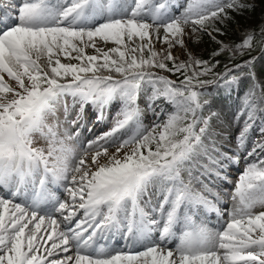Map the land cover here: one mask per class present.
<instances>
[{
    "label": "snow or ice",
    "instance_id": "snow-or-ice-1",
    "mask_svg": "<svg viewBox=\"0 0 264 264\" xmlns=\"http://www.w3.org/2000/svg\"><path fill=\"white\" fill-rule=\"evenodd\" d=\"M251 7L0 5V264H264V90L257 93L252 55L264 53V21L240 42L217 39ZM204 35L216 43L207 59L186 43ZM177 46L184 59L173 55ZM241 77L251 86L230 139L214 124L213 98ZM112 105L106 130L83 139L86 106L105 122ZM241 162L231 181L228 168Z\"/></svg>",
    "mask_w": 264,
    "mask_h": 264
},
{
    "label": "rangeland",
    "instance_id": "rangeland-1",
    "mask_svg": "<svg viewBox=\"0 0 264 264\" xmlns=\"http://www.w3.org/2000/svg\"><path fill=\"white\" fill-rule=\"evenodd\" d=\"M185 2L186 0L183 1V4ZM248 3L252 5L253 7L252 11L248 10L247 12L242 13V14L234 13L232 21H230L227 25V29H228L227 32L224 35H217V39L223 40L226 43L227 42H233V43L240 42L245 29L257 28L258 26L261 25L262 21H264V0H248ZM202 38L204 37L202 36ZM207 38L206 40L208 41V43L205 47L208 50V53H204L202 51L201 46L204 43L201 44L200 41H188L186 38V43L188 44V47L191 49V51L199 55L200 57L205 56V55L209 56L215 50L216 43L209 36H207ZM109 46H113V45H111L110 43ZM155 47L157 48V50H159L160 48L165 47V46L162 43L156 42ZM172 51H173V55L177 56L179 59L185 58L183 50L179 46L173 48ZM224 57L226 56L221 55V56L216 57V59L220 60L221 58H224ZM253 71L255 73L256 83L257 84L261 83L260 87L257 88V93H259L260 91L264 90V53L261 52L259 56L257 57L256 61L254 62ZM240 81L242 82V85H244V87L246 88L245 94H244L245 96L246 93H248L250 90L251 81L245 77H241ZM216 93L220 94L218 93V91L214 93L215 98H213V105H219V102L216 98L217 96ZM222 95H226V93ZM241 105H242V100L240 99L233 108L231 105H229L227 110L228 111H231V110L238 111V107ZM230 180L233 181L232 179ZM229 201L231 203L230 199Z\"/></svg>",
    "mask_w": 264,
    "mask_h": 264
},
{
    "label": "bare ground",
    "instance_id": "bare-ground-1",
    "mask_svg": "<svg viewBox=\"0 0 264 264\" xmlns=\"http://www.w3.org/2000/svg\"><path fill=\"white\" fill-rule=\"evenodd\" d=\"M110 44V43H109ZM156 44V43H155ZM87 51H89V52H91L92 51V49H88ZM258 85H260V83H258ZM165 107H170V106H168V105H164ZM216 111L218 112V113H221L220 111H221V108H216ZM150 125H151V122L154 120V117H153V114H152V111H151V115H150ZM242 120H243V118H242ZM243 123L240 121H238V120H232V123L230 124V125H227L225 128H221L220 130L221 131H224V134H225V136L226 137H228V138H234L237 134H238V131H239V129H240V127H241V125H242ZM194 175H197V172H194ZM195 186H198V183H196V184H194V187ZM223 204H225V202H223ZM229 206V205H228ZM226 207V206H225ZM222 223V222H221ZM49 243H51V242H49Z\"/></svg>",
    "mask_w": 264,
    "mask_h": 264
},
{
    "label": "trees",
    "instance_id": "trees-1",
    "mask_svg": "<svg viewBox=\"0 0 264 264\" xmlns=\"http://www.w3.org/2000/svg\"><path fill=\"white\" fill-rule=\"evenodd\" d=\"M252 9H253V7H251L250 9H249V11H252ZM206 37V36H205ZM202 38L201 37V39H200V42H201V44H203L202 46H201V49H202V51L204 52V53H208V50L206 49V45H207V43H208V41L206 40V38ZM206 43V44H205ZM200 49V50H201ZM259 48H256L253 52H252V55H255V53L257 52V50H258ZM203 58H205V59H207L209 56H202ZM243 58H247L246 56L245 57H243ZM227 63V57H224V58H221L220 59V66L222 67L224 64H226Z\"/></svg>",
    "mask_w": 264,
    "mask_h": 264
}]
</instances>
